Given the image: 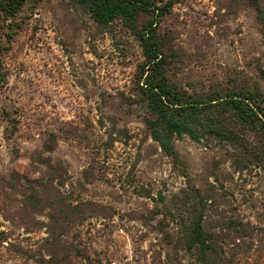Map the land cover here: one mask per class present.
Returning <instances> with one entry per match:
<instances>
[{
  "label": "rangeland",
  "instance_id": "374dc122",
  "mask_svg": "<svg viewBox=\"0 0 264 264\" xmlns=\"http://www.w3.org/2000/svg\"><path fill=\"white\" fill-rule=\"evenodd\" d=\"M7 23L0 264H36L47 239L85 251L88 259L70 264H200L176 229L172 242L156 231L157 222L174 228L198 203L223 248L214 264H264V135L228 119L234 141L183 136L174 160L145 128L137 91L144 58L120 21L100 26L70 0H28ZM158 33L168 79L188 94L264 93V38L252 9L179 0ZM32 179L46 182L48 202L77 207L67 227L27 230L33 219L54 222L22 207Z\"/></svg>",
  "mask_w": 264,
  "mask_h": 264
},
{
  "label": "trees",
  "instance_id": "16d2710c",
  "mask_svg": "<svg viewBox=\"0 0 264 264\" xmlns=\"http://www.w3.org/2000/svg\"><path fill=\"white\" fill-rule=\"evenodd\" d=\"M27 1L0 0V29L21 12ZM70 1L87 11L92 20L100 26L120 21L138 40L144 62L139 70L137 91L148 115L145 128L151 140L166 156L177 160L174 142L183 136L196 142L209 136L234 141V135L223 125L228 119L241 128L264 135V93L259 88L197 95L188 94L169 81L158 26L179 0ZM235 1L254 11L260 35L264 38V0ZM2 79L0 75V82ZM29 183V194L24 196L22 207L35 218L43 216L54 222L42 226V222L33 219L32 227L27 230L47 229L49 226L67 227L68 220L65 219L68 215H77V207L64 204L62 199L48 202L47 185L42 179H32ZM55 192L58 196V191ZM185 213L187 214L184 218L179 219L170 230L167 228L168 224L157 222V233L172 242L174 235L171 232L177 230L178 241L185 246V252H196L200 264H214V259L221 255L223 248L217 236L204 228V206L198 203ZM44 242L46 250L42 249L44 255L39 254L40 260H35L36 264H70L72 259H88L81 248L59 242L54 245L49 239ZM47 248L50 250L47 251Z\"/></svg>",
  "mask_w": 264,
  "mask_h": 264
}]
</instances>
